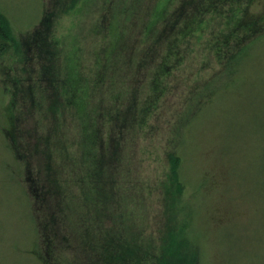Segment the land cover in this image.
<instances>
[{"label": "rangeland", "instance_id": "374dc122", "mask_svg": "<svg viewBox=\"0 0 264 264\" xmlns=\"http://www.w3.org/2000/svg\"><path fill=\"white\" fill-rule=\"evenodd\" d=\"M49 3L55 9H68L55 12L58 15L52 39L37 32ZM113 4H117L116 0H0V13L13 31L10 41L0 38V264H104V259L99 260L101 253H110L102 248L103 241L95 240L100 233L91 230V226L96 228V222L90 225L93 220L81 213V208L89 203L88 192L75 199L77 212L81 213L79 224H89L90 230L85 233L83 228L79 236L67 241L60 228L59 221L65 217L63 202L74 201L71 193L64 196L60 191V183L65 185L75 178L67 153L77 151L81 125L77 113L69 111L62 98L56 103L50 101L56 98L52 87L57 84L50 76L58 79L61 86L63 75L74 83L80 54L82 72L93 77L98 63L93 52L96 42L92 41V24L100 17L104 21L110 19ZM250 11L264 25V0H255ZM137 27L134 35H143V26ZM103 28L98 29L101 37ZM169 32L159 41L167 40ZM210 35L206 34L200 44L185 47L182 69L173 78L165 79L169 84L166 93L155 106H144L150 123L144 133L133 124L132 103L140 95L129 84L127 96L114 105L108 92L101 88L103 82H99L94 102L100 112L98 132H105L100 152L104 156L107 149L110 155L106 184L118 196L133 197L132 201L124 198L127 203L122 205L113 199L111 207L118 205L119 214H123L115 233L134 241H155L154 246L163 233V237L175 239L176 232L177 240L186 239L183 228L181 232L178 226L173 229L172 221L178 215L177 225L179 220L186 222L189 236L201 235L200 264H264V36L259 38L257 56L240 68L229 86L237 94L201 99L199 104L209 100L214 104L205 110L200 122L188 127L186 142L174 137L181 115L194 103L186 99L193 92L199 60L207 39L211 41ZM132 45L126 55L145 56L149 67L146 70H151L153 65L148 61L156 55V49L148 51L142 43L141 48ZM40 69L43 93L37 75ZM187 70L190 72L185 74ZM16 80L21 84L13 94ZM33 87L43 96L32 97ZM195 94L196 91L190 98ZM15 95L16 109L10 103ZM42 97L48 108L40 110L34 100ZM56 105L62 109L60 118L56 117ZM113 111L116 115L111 119ZM114 130L124 146L119 140H110ZM13 136L19 141L15 154L9 144ZM147 144L160 147L159 158L150 163L141 159L151 148L145 149ZM170 144L185 148L187 155V189L183 207L177 210L169 208L162 190L144 193L141 188L147 175L163 180ZM125 155V184L132 188L119 194ZM136 189H140L139 193ZM69 191H73V185L68 186ZM106 225H110V220ZM106 230L108 241L114 240L112 231ZM234 238L240 240L233 241Z\"/></svg>", "mask_w": 264, "mask_h": 264}, {"label": "trees", "instance_id": "16d2710c", "mask_svg": "<svg viewBox=\"0 0 264 264\" xmlns=\"http://www.w3.org/2000/svg\"><path fill=\"white\" fill-rule=\"evenodd\" d=\"M116 2L117 4L112 5L110 19L104 21L100 17L92 24V27H95L93 33L96 37H92V41L96 42L93 52L98 63L93 77H86L82 72L80 54L77 57V79L74 83L69 82L67 76L63 75L61 86L58 79L50 76L51 80L57 81L56 89L52 87L56 98L50 101L56 103L59 98H62L68 110L77 113L81 125L77 139L78 149L76 152L67 153L75 178L67 181L68 185L60 183V191H63L64 196L71 193L74 201L63 202L62 214L65 217L59 221V225L67 241H70L79 236L81 229L84 228L85 233L88 228L90 230L89 224L84 226L79 224L82 222L79 219L81 213L93 220L90 225L96 222V228L91 226V230H98L100 233L95 240L103 241L102 248H105L107 253L110 252L108 256L101 253L99 260L104 259V264H200L201 235L196 238L189 236L188 232L191 231L186 227V222L179 220L180 224L177 225L178 215L172 221V226L176 230L178 226L180 232L183 228L185 231L182 235L186 236V239L177 240L176 232L175 239L172 236L163 237V233L162 236H158L160 241L154 246L155 241H134L130 236L115 233L121 224L120 215L123 216V214H119L118 205L116 208L111 207L113 199H118L121 205L127 203L124 198L133 200V197L121 194L124 191H131L132 188L125 184L124 179L128 155H125L122 160L123 171L120 173L119 188L121 195L118 196L106 184L110 175L108 167L110 155L106 148L104 156L100 152L105 132H98L100 112L94 102L98 93L96 89L102 81L101 88L108 92L110 100L116 105L120 98L127 96L130 90H127V87L130 84L131 88L140 95L132 103L135 109L133 124L144 133L143 130L150 127V123L145 118L144 106L146 109L149 106H155L166 93L169 84L166 85L165 79L168 76L169 79L173 78V74L182 69L185 47L193 43L200 44L205 39L204 36L212 32L211 41L207 39L205 52L199 60V76L195 79L192 89L193 92L196 91V94L190 98L192 92L186 99H192L194 103L183 112L180 124L174 132L177 140L182 137L186 142L188 127L200 122L205 110L210 104H214L212 100L199 104L201 99L207 100L210 97L217 99L227 94H237V91L229 86L237 78L240 68L257 56L256 49L261 40L259 38L264 36L263 21L250 11L255 0H234L233 2L229 0H116ZM71 6L74 8L73 5ZM58 10L59 8L51 7L50 3L47 4L41 27L37 32H44L52 39L51 33L52 29H55V19L58 15L55 12ZM62 11L66 12L68 9L60 8L58 13ZM137 26H143V35H134L136 33L134 29L138 28ZM101 28L105 34L102 37L98 32ZM167 31H170L169 37L163 43L160 42L159 38ZM12 32L6 17L0 13V38L10 41ZM35 38L33 35L32 40L34 41ZM141 43L148 46V51L156 49V55H152V60L148 61V64L153 65L149 71L146 70L149 67L146 66L145 56L126 55L132 44V47L141 48ZM233 43H236L235 48H229ZM129 63L133 65L129 66ZM189 72L187 70L185 74ZM37 75L39 89L43 93L44 80L41 69ZM235 75L236 78H234ZM20 82L16 80L13 94L17 93ZM40 96L43 94L37 93L33 87L32 97ZM16 101L15 95L10 102L15 109ZM34 101L38 109L48 108L47 100L43 97ZM81 101L83 102L82 110H80ZM55 113L58 118L63 115L60 105H56ZM114 115L116 113L113 111L111 119L115 118ZM115 133L116 130L111 132L109 138L117 142L119 137L115 136ZM104 143L109 144L107 141ZM119 143L121 146L125 145L122 140H119ZM9 144L11 152L15 154V148L19 145L17 136L10 138ZM149 146L151 148L141 157L143 162L150 163L159 158L160 147L147 144L145 149ZM184 150L185 148L170 144L166 150V170L163 180L160 177L153 179L152 175H147L141 184L144 193L151 191L159 193V189L162 190L172 210H177V207L182 208L184 204V193L188 181L185 178L187 155ZM149 184L154 187L149 188ZM70 185H73V191L68 192ZM137 190L139 193L140 189H136L135 192ZM84 192H88L89 203L81 208V213H78V203L75 198ZM109 220L110 225L107 226L106 222ZM106 229L112 231V236L115 235L114 240L108 241ZM239 240L234 238L233 241Z\"/></svg>", "mask_w": 264, "mask_h": 264}]
</instances>
